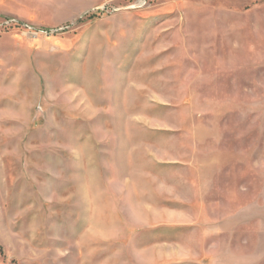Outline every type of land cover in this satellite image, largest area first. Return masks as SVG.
I'll return each mask as SVG.
<instances>
[{
    "label": "rangeland",
    "instance_id": "obj_1",
    "mask_svg": "<svg viewBox=\"0 0 264 264\" xmlns=\"http://www.w3.org/2000/svg\"><path fill=\"white\" fill-rule=\"evenodd\" d=\"M0 264H264V0H0Z\"/></svg>",
    "mask_w": 264,
    "mask_h": 264
}]
</instances>
